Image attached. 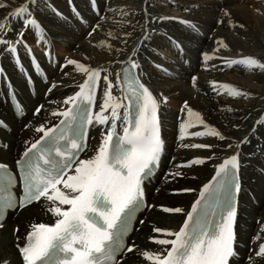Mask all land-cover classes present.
Returning <instances> with one entry per match:
<instances>
[{"label":"bare ground","instance_id":"1","mask_svg":"<svg viewBox=\"0 0 264 264\" xmlns=\"http://www.w3.org/2000/svg\"><path fill=\"white\" fill-rule=\"evenodd\" d=\"M0 3L7 5L0 8V19H3L24 4L25 0H0ZM73 6L79 17L87 22V27L76 22L78 16L72 11ZM97 8L96 11L92 10L89 0H71V3L69 0H38L30 11L46 30L45 41L38 43L31 30H26L24 37L26 44H35L34 48L38 52L28 47V51L35 55L28 54L26 45H18L15 57L0 52V69L4 73L0 93L5 100L3 102L0 95V117L10 127L9 131L0 129V162L12 164L13 159L42 134L35 129L41 125L45 129L50 127L59 118L52 113L66 108L63 101L73 95L85 77L75 66L66 64L68 59L76 60L88 68L102 63L104 71H101V77L108 75L115 83L120 65L131 57L141 65L143 82L157 97L161 94L167 97V103L161 105L158 113L164 149L154 182L144 186L146 207L137 215L128 244L137 245L139 251H159L161 246L151 242L150 236L174 237L153 233L152 228L177 231L185 219L184 214L164 213L161 206L181 207L185 213L189 211L200 188L211 178L217 166L239 153L241 191L235 225V250L238 255L230 260V264H264V258L255 256L259 244L264 243V232L260 230V226L264 225V151H261L264 149V126L256 124L264 116V71H248L239 65L229 68L219 58L252 56L264 62V0H97ZM109 9H123L128 15L122 17ZM145 9L152 17L170 16L188 20L198 30L177 20L146 21ZM223 9L230 13V17L223 16ZM229 19L235 27H229ZM218 20L223 23H218ZM96 25L99 27L93 31ZM11 27L19 31L21 25L12 21ZM145 28L150 37L146 40ZM89 32H92L91 36ZM170 38L180 43L182 51L172 46ZM7 39L16 40L15 32L8 33ZM220 39L228 48L216 52L214 49L219 47L217 41ZM133 49H138L136 56H132ZM204 53L213 59L204 61ZM17 59L23 65L22 68L15 66ZM33 61L39 62L47 75L45 83L34 77V98L28 94L23 77L26 72L31 73ZM157 64L162 65L167 72L156 68ZM192 77H196L195 86ZM4 81L12 84L24 107L25 115L20 120L11 114ZM51 84L56 87L52 88ZM222 84L250 95H229V90L220 87ZM104 87L105 83L101 80L97 87L94 112L99 111ZM49 88H52L50 92ZM113 94L121 95L119 88ZM185 102L225 139L207 135L193 136V132H204L206 129L192 118L194 126L186 129L183 141L188 145L201 143L211 147H182L178 141L179 124L187 120L188 116L186 109L182 115H179V111ZM37 108H41V111L33 114L32 110ZM107 127L89 128L88 148L80 154V159H87L94 154L101 140V130ZM117 132L122 133L119 126ZM246 137L249 143H241ZM237 144H240L239 148ZM195 158H202L205 163L177 167ZM176 172H180L181 177L171 175ZM58 187L67 191L63 185ZM185 188L194 191H180ZM254 201L257 206L253 204ZM149 205L155 207L149 208ZM48 206L50 202L47 201L34 202L24 209L7 214L3 221L4 227L0 229V260L22 264L15 248L17 241L13 229L19 228L17 235L22 243L33 223H54L55 217L46 210ZM141 220L145 224H140ZM257 236L260 238L254 243L252 237ZM118 260L121 264H151L138 252L119 256Z\"/></svg>","mask_w":264,"mask_h":264},{"label":"snow or ice","instance_id":"2","mask_svg":"<svg viewBox=\"0 0 264 264\" xmlns=\"http://www.w3.org/2000/svg\"><path fill=\"white\" fill-rule=\"evenodd\" d=\"M37 2L38 0H25L10 15L0 19V52H7L15 57L18 45H26V30L33 32L38 43L45 41L46 30L30 11L31 6ZM89 4L94 11L98 10L97 0H89ZM6 6L0 3V8ZM109 10L116 11L122 17L128 15L123 9ZM72 11L78 18L83 19L79 17L74 6ZM222 11L224 17H230L226 9ZM145 18L146 21L177 20L193 30H198L188 20L170 16L152 17L146 9ZM12 21L20 23L19 31L11 27ZM218 23L223 21L218 20ZM228 25L236 26L231 19L228 20ZM98 27L96 25L93 31ZM10 32H15L16 40L7 39ZM148 38L150 37L145 28L144 39ZM170 42L174 48L182 51L178 41L170 38ZM217 44L219 47L214 49L216 52L221 48H228L223 39L218 40ZM137 52L138 49H133L132 56H136ZM202 58L204 61L213 59L207 53L202 54ZM219 58L229 68L239 65L248 71H264V62L252 56L238 59ZM66 64L75 66L86 78L78 85L79 91L63 101L69 107L52 113L53 116L63 117L59 123L47 129L42 125L38 126L35 131L43 135L26 148L16 161L20 169L19 196L12 192L16 181L7 165L0 163V229L4 227L3 217L7 210L24 209L34 202H50L46 210L55 217L51 224L30 225L23 245L17 235L19 228L13 229L17 241L15 246L23 264H121L117 259L118 255L126 256L136 252L144 260L151 261V264H230V260L238 255L235 250V225L238 215L237 196L241 185L235 170L240 166L239 153L233 154L217 166L216 175L212 181L200 188L198 198L189 211L185 213L181 207L161 206L164 213L184 214L185 219L177 231L152 228L153 233L174 237L170 239L150 236L151 242L161 246L159 251H139L135 244L126 245L124 236L129 231V223L134 214L145 207L143 183L152 175L153 167L158 164L164 149L158 113L161 105L167 103V97L153 94L142 80L141 65L131 57L125 62L121 72L117 73L115 83L108 75L101 77L103 69L88 68L73 59H68ZM15 66L18 69L23 67L19 59ZM155 66L167 72L162 65ZM3 78L4 73L0 69V79ZM101 80L105 83L103 97L99 111L93 112L95 93ZM195 81L196 77H192L193 86ZM54 87L56 85H52ZM220 87L229 90V95H250L228 84ZM117 88L121 93L119 96L113 94ZM16 107L19 109V104ZM184 109L187 110L188 119L179 124V140H184L186 129L194 126L192 118L206 129L204 132H193V136L207 135L225 139L219 131L206 124L200 113L195 112L187 102L184 103L182 111ZM40 111L41 108L36 109V113ZM256 124L264 126V116ZM104 125L108 127L102 128L101 140L94 154L87 159H80V154L88 148L89 127ZM118 126L122 135L117 133ZM0 127L7 125L0 121ZM241 143H249L248 138ZM181 146L194 149L211 147L201 143ZM236 147L239 148L240 144ZM204 163V159L195 158L177 167ZM171 175L180 176L181 173ZM58 185H63V189L67 191ZM180 191L190 193L194 189L185 188ZM140 224H145V221L141 220ZM260 230L264 232V225L260 226ZM259 238L254 237L253 242ZM255 256L264 258V243L259 244ZM0 264H10V261L3 259Z\"/></svg>","mask_w":264,"mask_h":264},{"label":"rangeland","instance_id":"3","mask_svg":"<svg viewBox=\"0 0 264 264\" xmlns=\"http://www.w3.org/2000/svg\"><path fill=\"white\" fill-rule=\"evenodd\" d=\"M249 1H251V0H249ZM92 10H93V8H92ZM97 14H98V13H97ZM78 19H80V18H78ZM79 21L81 22V20H79ZM76 22L79 23V24H82V23L78 22L77 20H76ZM35 50H36V49H35ZM54 56H55V55H54ZM57 66H58V61H57ZM56 68H57V67H56ZM52 85H53V84H51V86H52ZM182 106H183V105H182ZM173 111H174V112H177V110H176L175 108H173ZM182 112H183L182 109H180V111H179V115H182ZM185 138H186V137H185ZM178 141H180L179 143H181L182 145L184 144L183 142H186V141H183V140L181 141V140H179V139H178ZM186 144H188V143L186 142ZM181 175H182V174H181ZM261 175H263V173H261ZM180 177H181V176H180ZM259 178H262V177H259ZM263 178H264V175H263ZM263 178H262V179H263ZM253 204H254L255 206H257V202L254 201ZM252 241H253V237H252ZM252 247H253V244H252ZM253 252H254V247H253ZM247 260H248V259H247Z\"/></svg>","mask_w":264,"mask_h":264}]
</instances>
